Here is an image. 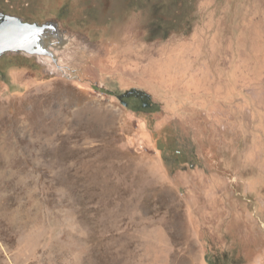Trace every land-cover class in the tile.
I'll list each match as a JSON object with an SVG mask.
<instances>
[{
  "label": "rangeland",
  "instance_id": "rangeland-1",
  "mask_svg": "<svg viewBox=\"0 0 264 264\" xmlns=\"http://www.w3.org/2000/svg\"><path fill=\"white\" fill-rule=\"evenodd\" d=\"M2 9L71 38L0 57V264H264V0Z\"/></svg>",
  "mask_w": 264,
  "mask_h": 264
},
{
  "label": "water",
  "instance_id": "water-1",
  "mask_svg": "<svg viewBox=\"0 0 264 264\" xmlns=\"http://www.w3.org/2000/svg\"><path fill=\"white\" fill-rule=\"evenodd\" d=\"M70 38L57 20L29 22L16 15L0 13V57L7 53L49 57L58 64L56 51Z\"/></svg>",
  "mask_w": 264,
  "mask_h": 264
},
{
  "label": "flooded vegetation",
  "instance_id": "flooded-vegetation-1",
  "mask_svg": "<svg viewBox=\"0 0 264 264\" xmlns=\"http://www.w3.org/2000/svg\"><path fill=\"white\" fill-rule=\"evenodd\" d=\"M25 6V5H24ZM3 10V11H2ZM0 10V13H6V14H12V15H16V13H13L7 9H2ZM24 20H28L27 18H24ZM30 21H36V20H30Z\"/></svg>",
  "mask_w": 264,
  "mask_h": 264
}]
</instances>
